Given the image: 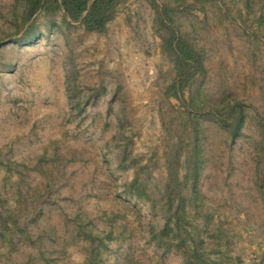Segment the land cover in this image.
Here are the masks:
<instances>
[{
  "label": "rangeland",
  "instance_id": "1",
  "mask_svg": "<svg viewBox=\"0 0 264 264\" xmlns=\"http://www.w3.org/2000/svg\"><path fill=\"white\" fill-rule=\"evenodd\" d=\"M157 3L206 66L180 97L154 0H124L102 32L0 0V219L17 221L0 264H183L148 234L177 154L184 227L207 257L264 264V0Z\"/></svg>",
  "mask_w": 264,
  "mask_h": 264
},
{
  "label": "trees",
  "instance_id": "2",
  "mask_svg": "<svg viewBox=\"0 0 264 264\" xmlns=\"http://www.w3.org/2000/svg\"><path fill=\"white\" fill-rule=\"evenodd\" d=\"M124 0H30L27 12V19L32 20L40 11L47 14H53L63 11L66 19L71 22H78L85 26L89 31L102 32L107 25L113 21L118 14V7ZM155 9L160 15L165 16L169 22V36L167 42L172 51L174 58L179 66V77L173 82V90L177 97H180L184 90L191 86L193 80L200 74L206 72V66L199 50L193 47L183 36L178 33V29L173 25V21L168 13V7L163 9L154 0ZM31 24L24 33L28 36L33 29ZM243 120V112L239 113L238 109L233 108L228 115L225 123L231 127L234 135H238ZM177 161V164L175 163ZM180 155L177 154L175 159L168 160V183L164 193L167 197L168 204H163L160 209L162 215V228L151 227L149 230L150 242L158 248H162L164 252L179 250L183 256V264H215L213 260L207 257L205 251L201 247L202 233L197 235L187 225V202L182 192V182L178 177V163ZM193 172V189L197 192L199 175L201 172V161L192 164ZM138 182V180H135ZM132 183L128 188L127 194L135 196L137 199L146 200L147 195L141 191L133 190ZM154 207V206H152ZM17 226V221L13 216L1 215L0 231H11ZM91 234V233H90ZM91 240L94 241L93 235Z\"/></svg>",
  "mask_w": 264,
  "mask_h": 264
}]
</instances>
